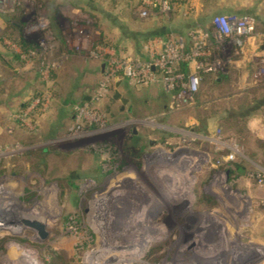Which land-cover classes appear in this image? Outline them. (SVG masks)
Wrapping results in <instances>:
<instances>
[{
  "label": "rangeland",
  "instance_id": "obj_1",
  "mask_svg": "<svg viewBox=\"0 0 264 264\" xmlns=\"http://www.w3.org/2000/svg\"><path fill=\"white\" fill-rule=\"evenodd\" d=\"M135 2L35 0L52 38L48 54L0 61V214L44 220L47 231L40 240L26 227H0V264H264V154L253 126H264V110L235 115L261 82L229 67L228 80L201 82L193 104L178 109L162 86L127 79L117 88L125 103L112 99L114 82L94 97L103 72L78 31L111 42L146 33L152 16L133 14ZM192 2L209 9L199 15L234 8L264 22V0ZM7 13L0 40L16 44L23 21ZM34 94L39 104L26 111ZM76 107L92 120L76 119ZM224 110L233 115L215 118ZM207 120L244 157L225 160L227 149L198 127ZM233 161L247 175L224 174Z\"/></svg>",
  "mask_w": 264,
  "mask_h": 264
},
{
  "label": "built area",
  "instance_id": "obj_2",
  "mask_svg": "<svg viewBox=\"0 0 264 264\" xmlns=\"http://www.w3.org/2000/svg\"><path fill=\"white\" fill-rule=\"evenodd\" d=\"M17 5L21 6L24 34L32 44L23 51L10 41L5 43L20 58L32 57L35 53L47 55L48 42L52 38L47 31L45 16L36 7L35 0H0V11H12ZM177 9L186 18L196 17L198 13L192 0H139L135 14L140 18L169 17ZM78 36L81 49L103 65V75L94 95L97 100L106 94L116 76L135 86L162 84L169 93V107L175 109L193 104L204 72L223 74L229 67H245V74L250 72V80L264 82V24L260 26L258 18L250 13H213L206 23H197L188 29L185 36L168 31L147 37L140 51L133 55L117 53L98 35L88 39L78 31ZM48 63L43 67L45 70ZM38 104L36 96L26 111ZM76 109L78 120H92L94 117L84 116L82 107ZM80 127L79 123L76 124L75 131ZM212 136L219 148L227 149L225 160L244 157L241 147L232 138L221 135L218 129Z\"/></svg>",
  "mask_w": 264,
  "mask_h": 264
},
{
  "label": "trees",
  "instance_id": "obj_3",
  "mask_svg": "<svg viewBox=\"0 0 264 264\" xmlns=\"http://www.w3.org/2000/svg\"><path fill=\"white\" fill-rule=\"evenodd\" d=\"M138 3H139V0H136V2L132 5V11L135 10ZM172 13H175V14L177 13L179 16L183 17L180 14V11L178 9ZM7 14H9L11 17L12 16H15V17L20 16L21 15V6L17 5L12 11H8ZM210 15L207 13H205L203 15H199V17H197V20L190 22L191 25L187 28V31H188V29L194 27L197 23H206ZM183 18H186V17H183ZM4 20L6 21V19H4ZM6 22L8 24H10L9 19H7ZM259 24H260V26H262L264 24V22L259 20ZM11 28H13V27H11ZM13 29H16V28L14 27ZM16 30L18 31V37L16 39H13V40L23 51H26L31 46L32 41L24 40V38H22L21 34L19 33V30L18 29H16ZM5 36L10 38L8 33H6ZM100 40L103 41L104 43L109 44V45H111V43H112L105 36L100 37ZM1 43L3 44L2 47L4 48L3 53H0V61L1 62L12 65L11 63L13 61H17V62L19 61L20 62V60H22L20 58L19 54L16 53L11 47H9L8 45H5L3 43V41H1ZM8 67H9V65H8ZM184 71H185V69H184ZM35 74L40 75L39 72H35ZM229 76H230L229 73L221 74V73H213V72H204V73H202L201 82L209 80L211 82V84H216V83L219 84V82H221L223 80H228ZM247 90L248 89H245L244 92H246ZM253 90H255V89H253ZM1 91H2V89H1V81H0V93H1ZM252 93H253V95L249 101L242 103L238 106V110H237V112H235V115H237V117L239 116V117L245 118L252 111L261 110V109L264 110V82L261 83V89L259 91H254ZM34 96H37V95L34 94ZM28 103L29 102L25 103L22 106V108L26 107ZM231 115H233V114L224 110L223 113L215 115V118H217V117L218 118L229 117ZM209 125H210V122L208 120L205 122H202L201 127H200V131H204V133L210 132V131H208V129L210 128ZM213 128H216V126L213 125ZM226 136H228V135H226ZM136 141H137V139H134V142H136ZM257 146L263 150V154H264V140H257ZM225 170H227V172L231 173L232 176H236L238 174L248 173V170L246 169V167L242 163L237 162V161L227 162L225 165ZM72 175H74V174H72Z\"/></svg>",
  "mask_w": 264,
  "mask_h": 264
},
{
  "label": "crops",
  "instance_id": "obj_4",
  "mask_svg": "<svg viewBox=\"0 0 264 264\" xmlns=\"http://www.w3.org/2000/svg\"><path fill=\"white\" fill-rule=\"evenodd\" d=\"M195 4H196L197 10H198V13H197L196 17L183 18V17H181V16H179L177 14H173V15H176V18H178L179 20L175 19V18L171 19L169 17H165L166 19H164V21L162 20L159 24H156V22L158 23V21H160V19L162 17L153 16V17L150 18L151 22H153V23H152V26L148 29L149 31H147L146 33H142V32H137L135 34L129 33L126 36L119 35L118 37H116L115 40H113L111 45L114 47L116 52H118L121 55H127V54H131V53L136 54V53H138L140 51L141 44L143 43V41L149 36H152V35H163V34H165L168 31H175V32H178V33L183 34L185 36L186 32H187V28L191 25L190 21L191 20H193V21L197 20V16L201 12H205V11L207 12L209 10V9H206L205 7H202L201 4H197V2H195ZM233 5L237 6L235 3H233ZM221 12H236V13H239L237 11V9H234V8L233 9H228L227 11H221ZM213 13H216V12L211 11L209 14H213ZM133 14H135V13H133ZM20 18L21 17H19V19ZM20 20H22V18ZM21 36H22V38H24V40L29 41L27 39V37L25 36V34H24L23 28L21 29ZM95 66H96L97 70H99L100 72L102 71V64L99 61H96ZM125 80L126 79H122L120 84L127 81V80L126 81ZM149 85H160V86H162V88L166 92H168L163 87V85L160 84V83L148 84V86ZM86 92L87 91L85 89L81 93L82 94L81 98L83 100L86 99V98H84V97H86V95H85ZM70 101L71 100L68 101L67 99H65L62 102H63V104H67V103H70ZM201 124H202V122H201ZM209 126H210V129H208V131L213 133L214 132L213 125L210 124ZM253 126L257 130L258 137L261 140H264V126L262 124H260L259 122H256V121L254 122ZM198 127L200 129L201 125L198 126ZM224 174H225V172H224ZM243 175H247V173H245Z\"/></svg>",
  "mask_w": 264,
  "mask_h": 264
},
{
  "label": "water",
  "instance_id": "obj_5",
  "mask_svg": "<svg viewBox=\"0 0 264 264\" xmlns=\"http://www.w3.org/2000/svg\"><path fill=\"white\" fill-rule=\"evenodd\" d=\"M120 82H121L120 77L116 76L114 78L115 89L112 98L113 99L118 98L122 103H125L127 101V98L122 96L117 89L120 85ZM225 174L227 175V171L225 172ZM45 225L46 223L44 220H40L33 217L17 215L15 213H10V212L0 214V227L10 228V229H21L22 227H26L34 231V233L40 240L45 239L47 236ZM14 232L16 233L17 231L13 230V233Z\"/></svg>",
  "mask_w": 264,
  "mask_h": 264
},
{
  "label": "bare ground",
  "instance_id": "obj_6",
  "mask_svg": "<svg viewBox=\"0 0 264 264\" xmlns=\"http://www.w3.org/2000/svg\"><path fill=\"white\" fill-rule=\"evenodd\" d=\"M147 122H148V121H147ZM125 123H126V122H125ZM150 123H151V122H150ZM6 208H7V207H6ZM5 212H8V211L5 209ZM138 250H139V249H137V250H133V252H137ZM126 251H127V249H125V250H124L123 248L120 249V253H122V252L124 253V252H126Z\"/></svg>",
  "mask_w": 264,
  "mask_h": 264
}]
</instances>
